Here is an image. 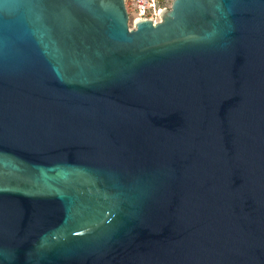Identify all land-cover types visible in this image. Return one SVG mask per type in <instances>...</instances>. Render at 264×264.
I'll list each match as a JSON object with an SVG mask.
<instances>
[{
  "label": "water",
  "instance_id": "obj_1",
  "mask_svg": "<svg viewBox=\"0 0 264 264\" xmlns=\"http://www.w3.org/2000/svg\"><path fill=\"white\" fill-rule=\"evenodd\" d=\"M0 0V264H264V0Z\"/></svg>",
  "mask_w": 264,
  "mask_h": 264
},
{
  "label": "built area",
  "instance_id": "obj_2",
  "mask_svg": "<svg viewBox=\"0 0 264 264\" xmlns=\"http://www.w3.org/2000/svg\"><path fill=\"white\" fill-rule=\"evenodd\" d=\"M168 3L169 0H125V8L128 14L129 9L132 11L134 21L149 18L153 23H157L160 21V11L170 8Z\"/></svg>",
  "mask_w": 264,
  "mask_h": 264
},
{
  "label": "rangeland",
  "instance_id": "obj_3",
  "mask_svg": "<svg viewBox=\"0 0 264 264\" xmlns=\"http://www.w3.org/2000/svg\"><path fill=\"white\" fill-rule=\"evenodd\" d=\"M173 0H169V3L168 5H171ZM132 11L129 9V22H128V26L130 29H133L134 28V16L132 15L131 13Z\"/></svg>",
  "mask_w": 264,
  "mask_h": 264
}]
</instances>
